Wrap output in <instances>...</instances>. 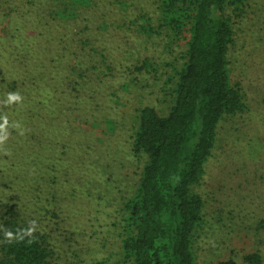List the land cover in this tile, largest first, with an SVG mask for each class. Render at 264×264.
I'll use <instances>...</instances> for the list:
<instances>
[{
    "label": "rangeland",
    "instance_id": "374dc122",
    "mask_svg": "<svg viewBox=\"0 0 264 264\" xmlns=\"http://www.w3.org/2000/svg\"><path fill=\"white\" fill-rule=\"evenodd\" d=\"M156 4L95 0L58 28L68 41L64 51L74 54L49 63L48 78L28 85L32 92L38 86L36 100H43L48 124L37 118V125H9L0 145V217L12 209L25 224L35 221L53 247L52 264H123L121 205L141 167L129 151L136 109L166 112L170 98L161 86L181 49L137 32L140 17L153 16ZM9 12L0 6V53L1 37L21 28L9 26ZM233 28L230 78L247 107L220 121L195 187L203 199L192 244L197 264H249V253L264 264V0H246ZM142 59L153 70L135 71ZM7 61L0 55V78L6 67L20 66ZM6 87L0 82V94Z\"/></svg>",
    "mask_w": 264,
    "mask_h": 264
},
{
    "label": "trees",
    "instance_id": "16d2710c",
    "mask_svg": "<svg viewBox=\"0 0 264 264\" xmlns=\"http://www.w3.org/2000/svg\"><path fill=\"white\" fill-rule=\"evenodd\" d=\"M94 1H1L10 11L9 26H21V31L15 28L1 37L0 55L20 64L6 67L0 78L7 86L0 94V116L6 115L9 125L29 127L37 125V118L40 125L48 124L50 116L41 114L47 108L36 100L38 86H32L33 93L28 85L48 78L49 63L74 54L64 51L68 41L58 28L73 22ZM245 7L246 0H157L155 14L141 16L137 23L139 34L161 36L167 46L181 49L161 86L163 96L170 98L166 112L149 105L136 109L129 151L141 167L132 194L121 205L123 264H197L192 244L202 221L203 199L195 187L215 147L220 121L247 107L239 84L231 82L228 59L233 23ZM133 68L141 73L154 67L142 59ZM12 92L23 100L9 103ZM11 212L0 217V264H52L54 250L44 233L6 238V231L16 236L29 227ZM244 260L260 264L256 253ZM214 264L237 263L225 259Z\"/></svg>",
    "mask_w": 264,
    "mask_h": 264
},
{
    "label": "clouds",
    "instance_id": "9594fccd",
    "mask_svg": "<svg viewBox=\"0 0 264 264\" xmlns=\"http://www.w3.org/2000/svg\"><path fill=\"white\" fill-rule=\"evenodd\" d=\"M23 100V97L18 92H12L8 95V102H21ZM19 125H16L18 127ZM9 121L8 117L6 115L0 116V145H4L9 137ZM36 231V222L31 221L29 223V227L27 229L21 230L20 233H18L16 236L13 235L12 232L6 231L5 236L9 240L19 238L23 239L24 236H32V234Z\"/></svg>",
    "mask_w": 264,
    "mask_h": 264
}]
</instances>
